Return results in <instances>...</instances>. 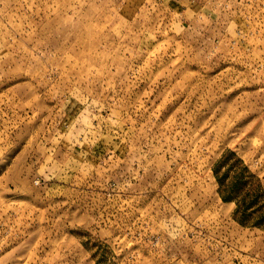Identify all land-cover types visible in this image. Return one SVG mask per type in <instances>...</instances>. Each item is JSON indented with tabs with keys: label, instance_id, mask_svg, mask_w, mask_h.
<instances>
[{
	"label": "rangeland",
	"instance_id": "obj_1",
	"mask_svg": "<svg viewBox=\"0 0 264 264\" xmlns=\"http://www.w3.org/2000/svg\"><path fill=\"white\" fill-rule=\"evenodd\" d=\"M0 264H264V0H0Z\"/></svg>",
	"mask_w": 264,
	"mask_h": 264
},
{
	"label": "trees",
	"instance_id": "obj_2",
	"mask_svg": "<svg viewBox=\"0 0 264 264\" xmlns=\"http://www.w3.org/2000/svg\"><path fill=\"white\" fill-rule=\"evenodd\" d=\"M224 160L223 158L220 159L218 162H217V167H216V177H217V180H218V183H219V186H220V194L222 196V198L224 200H229V199H232L236 194H235V186L237 185V183L233 182L232 180L231 181H228V177H229V172L228 170H226L225 172L221 173V174H218L219 173V168L224 164ZM218 171V172H217ZM236 178L239 179V182H241L242 180V173H239L236 175ZM241 204L243 206H247V196L242 198L240 200Z\"/></svg>",
	"mask_w": 264,
	"mask_h": 264
}]
</instances>
